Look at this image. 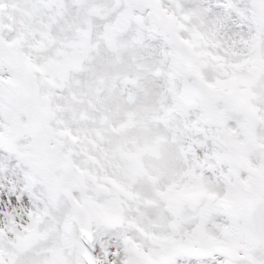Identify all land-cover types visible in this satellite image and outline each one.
Returning <instances> with one entry per match:
<instances>
[{
    "label": "snow or ice",
    "instance_id": "6c2138e0",
    "mask_svg": "<svg viewBox=\"0 0 264 264\" xmlns=\"http://www.w3.org/2000/svg\"><path fill=\"white\" fill-rule=\"evenodd\" d=\"M0 264H264V0H0Z\"/></svg>",
    "mask_w": 264,
    "mask_h": 264
}]
</instances>
